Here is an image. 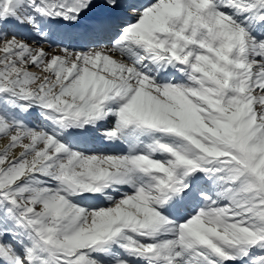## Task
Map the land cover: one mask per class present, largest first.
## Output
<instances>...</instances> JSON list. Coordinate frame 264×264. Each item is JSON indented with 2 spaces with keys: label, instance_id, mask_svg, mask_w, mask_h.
Returning <instances> with one entry per match:
<instances>
[{
  "label": "snow or ice",
  "instance_id": "obj_1",
  "mask_svg": "<svg viewBox=\"0 0 264 264\" xmlns=\"http://www.w3.org/2000/svg\"><path fill=\"white\" fill-rule=\"evenodd\" d=\"M0 264H264V0H0Z\"/></svg>",
  "mask_w": 264,
  "mask_h": 264
}]
</instances>
